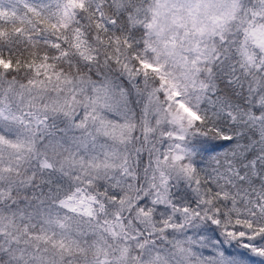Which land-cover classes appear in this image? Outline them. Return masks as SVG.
I'll use <instances>...</instances> for the list:
<instances>
[{
	"label": "snow or ice",
	"instance_id": "1",
	"mask_svg": "<svg viewBox=\"0 0 264 264\" xmlns=\"http://www.w3.org/2000/svg\"><path fill=\"white\" fill-rule=\"evenodd\" d=\"M0 264H264V0H0Z\"/></svg>",
	"mask_w": 264,
	"mask_h": 264
}]
</instances>
